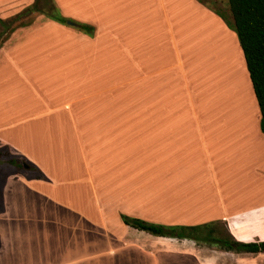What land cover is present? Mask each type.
I'll return each mask as SVG.
<instances>
[{
  "label": "crops",
  "instance_id": "obj_1",
  "mask_svg": "<svg viewBox=\"0 0 264 264\" xmlns=\"http://www.w3.org/2000/svg\"><path fill=\"white\" fill-rule=\"evenodd\" d=\"M33 1L0 0V19ZM49 1L65 23L32 11L0 36V149L24 165L0 186V264H264V252L152 235L120 219L220 223L238 242L264 240V133L238 42L237 61L214 9L198 0ZM192 29L191 68L199 82L198 59L206 93L219 85L216 50L234 79L220 85L223 105L245 104L250 92L248 136L201 115L180 49ZM27 198L38 203L33 219L51 226L42 262L26 256L38 239Z\"/></svg>",
  "mask_w": 264,
  "mask_h": 264
},
{
  "label": "trees",
  "instance_id": "obj_2",
  "mask_svg": "<svg viewBox=\"0 0 264 264\" xmlns=\"http://www.w3.org/2000/svg\"><path fill=\"white\" fill-rule=\"evenodd\" d=\"M201 2V0H198ZM49 2V6L44 9L38 5V0L13 16V21L22 15H27L32 11L43 12L47 17L65 23L66 18L62 17L56 8ZM231 21L222 19L231 28L240 47L245 68L251 84L256 104L259 111L258 127L264 133V0H226ZM219 15L218 11L214 10ZM0 36L8 28L7 22L0 19ZM74 26L86 33L92 31V27L82 23H75ZM12 164H17L16 161ZM21 166L20 164H17ZM120 219L123 224L137 230L148 232L152 235L187 238L194 242H201L207 245H214L218 249L232 252H264V240L257 242H238L234 240L223 228V234L218 235L217 228L213 224L197 225H163L150 223L140 218L130 217L121 214Z\"/></svg>",
  "mask_w": 264,
  "mask_h": 264
},
{
  "label": "rangeland",
  "instance_id": "obj_3",
  "mask_svg": "<svg viewBox=\"0 0 264 264\" xmlns=\"http://www.w3.org/2000/svg\"><path fill=\"white\" fill-rule=\"evenodd\" d=\"M201 1L209 8L218 11L219 15L216 14L214 11L212 12L218 15V17L222 20L223 24L227 28L228 32H230L228 33L229 39L227 37H225V39L231 45L232 51L236 52L235 55L237 54L236 58L238 61L239 55L237 53V49L235 45V42L237 43L236 35L234 31L226 25V22H224L222 17H220V16H223V18H226L228 21H231L229 11L227 8V4H226V0H201ZM38 5L46 9L49 6V2L48 0H38ZM12 18L13 16L10 17V19L6 20L5 22H7L9 25L10 23L13 22ZM0 30H1V27H0ZM194 36H195V31L192 29V32H191V39H192L191 42L192 43L190 44V46L188 45V35H186L185 44L183 42V47L180 49L182 51V56L185 60V67L187 66L186 73L189 78V81L191 78L190 75H192L194 84L199 88V95H200L199 103H200L201 109H203L201 115H205L208 121H212L214 126H217V123H218L219 125H221L222 128L231 127L226 131L228 134H236L238 137L248 136L246 134L248 133L250 134V127H251V122H252L250 118H251V115H253L252 108L250 107V92L248 94L247 87H246V92H247L246 98L247 99L245 100L246 102L245 104L244 103L235 104L236 102L232 101L230 104L225 103V105H223L220 85L221 84L223 85V83L225 82L230 85L231 83H233L234 79H233V76H229L228 73H230V71L225 69L224 67L225 53L222 57L219 55H221V53L223 54V52H221L220 50H216L217 55H218L217 58L219 61L215 64L217 65L218 70L216 71L217 77H215V80H214L215 84H213V90L215 91L214 85L216 86V78L218 80L219 85H218L216 93L209 92V89H208V93H206L207 87L205 86L204 81H203L204 69L200 61H198V59L196 60V63L199 69L198 72H196L199 75V82L197 81L194 75V72L192 71V68H191L193 67V63L191 62V60L192 59L194 60L195 55L197 54L196 46L193 45ZM237 47H238V50L240 51L238 43H237ZM239 62H240V59H239ZM194 70H195V67H194ZM241 73L243 75L242 69H241ZM243 79H244V75H243ZM209 86H211V84ZM188 90L191 95V93L193 92L192 87H190V89L188 88ZM211 110H214V113L210 112V115H209V111ZM214 126L211 125L212 128ZM211 127H206V128L204 127V128L208 130V129H212ZM222 128L218 127L219 133L220 131H224ZM237 157H238V153L236 152L234 156V160H237ZM10 160L16 161L17 164H20L21 166L17 164L16 165L12 164L11 163L12 161ZM22 166H23V161L21 159H17L11 156L10 154H8L5 150L0 149V186L3 183V180L6 177V175L10 173H21L23 170ZM26 201H27V205H25L23 209L25 210V213L28 215V217L31 218L32 220H25V222L33 223L35 225V229L38 234V239L36 240V245L34 247L25 246L27 247L26 256L28 255L32 257L36 255L39 259V262H42L43 260L41 259V257L44 254V252H37V250L44 245L43 237L45 235H49L51 226L44 223L45 220L43 219H42V222H40L41 221L40 217L38 219H33V218L38 217L36 213L38 210V203L33 204L32 198H27ZM0 209H1V204H0ZM213 225L214 227L217 228L216 233L218 235H222L223 234L222 225L220 223H215ZM26 240L30 242L29 236L26 237ZM196 243H198L199 245L210 246V245H207L201 242H196Z\"/></svg>",
  "mask_w": 264,
  "mask_h": 264
},
{
  "label": "water",
  "instance_id": "obj_4",
  "mask_svg": "<svg viewBox=\"0 0 264 264\" xmlns=\"http://www.w3.org/2000/svg\"><path fill=\"white\" fill-rule=\"evenodd\" d=\"M68 23H70V22H68ZM24 166V165H23Z\"/></svg>",
  "mask_w": 264,
  "mask_h": 264
},
{
  "label": "bare ground",
  "instance_id": "obj_5",
  "mask_svg": "<svg viewBox=\"0 0 264 264\" xmlns=\"http://www.w3.org/2000/svg\"><path fill=\"white\" fill-rule=\"evenodd\" d=\"M217 86V85H216Z\"/></svg>",
  "mask_w": 264,
  "mask_h": 264
}]
</instances>
